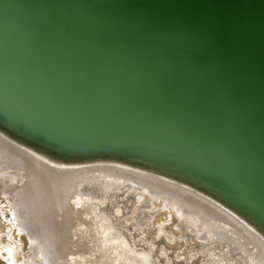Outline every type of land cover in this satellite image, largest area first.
<instances>
[{
	"label": "water",
	"instance_id": "1",
	"mask_svg": "<svg viewBox=\"0 0 264 264\" xmlns=\"http://www.w3.org/2000/svg\"><path fill=\"white\" fill-rule=\"evenodd\" d=\"M0 125L182 173L264 228V0H0Z\"/></svg>",
	"mask_w": 264,
	"mask_h": 264
},
{
	"label": "bare ground",
	"instance_id": "2",
	"mask_svg": "<svg viewBox=\"0 0 264 264\" xmlns=\"http://www.w3.org/2000/svg\"><path fill=\"white\" fill-rule=\"evenodd\" d=\"M0 135L19 144L0 148V160H4L1 154L7 155L12 167H23L22 187L15 189L20 179L14 173L0 172V178L22 208L15 217L30 239L32 255L42 259L40 264H157L147 250L134 248L126 230L113 223L104 206L115 192L131 184L136 190L166 199L170 210L183 209L190 216L191 231L204 233L206 242L215 238L221 243L217 248L228 255L226 264H264V228L182 173L115 156L67 158L33 145L3 126ZM0 146L4 144L0 142ZM227 180L218 181L240 190Z\"/></svg>",
	"mask_w": 264,
	"mask_h": 264
},
{
	"label": "rangeland",
	"instance_id": "3",
	"mask_svg": "<svg viewBox=\"0 0 264 264\" xmlns=\"http://www.w3.org/2000/svg\"><path fill=\"white\" fill-rule=\"evenodd\" d=\"M0 140L4 144V147L0 146L2 149L17 148L15 144L18 143H13L8 137L0 135ZM1 156L4 160H0V172H3L2 174L8 173L9 176L13 173L16 174V178L20 181L15 185V189H19L24 182L25 171L22 169L23 167H19L20 170H17L8 163L7 155L1 154ZM90 174L92 175L89 173L88 178L92 177ZM4 184V179L1 177L0 264H13V262L14 264L43 263L39 256L35 257L32 255L33 252L29 250L32 246L30 239L26 231L20 230L18 225L20 219L15 217L16 212H20L22 208L17 205L15 197L10 194L8 187ZM132 185H126L115 192L111 198H106L109 203H104V206L106 210L111 212L113 223L120 225L121 228L123 226L122 229L126 230L127 238L134 248L147 250L152 260L156 261L157 264H215V260L219 264H226L229 261L225 251L223 252L222 248H217L218 245H221L217 239L211 238V241L206 242L204 233L198 234L189 229L190 226L187 222H190V216L183 209L180 210L176 207V210H170L167 208L166 199L161 200L156 193L148 194L147 191L144 193L136 190ZM120 186L118 185L119 188H121ZM177 213L179 216L181 214L180 218ZM8 250L10 252L6 254ZM210 250L214 251L213 255H210ZM237 259L241 260L239 257Z\"/></svg>",
	"mask_w": 264,
	"mask_h": 264
}]
</instances>
